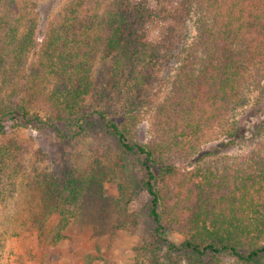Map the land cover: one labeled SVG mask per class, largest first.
I'll return each instance as SVG.
<instances>
[{
	"label": "trees",
	"instance_id": "trees-1",
	"mask_svg": "<svg viewBox=\"0 0 264 264\" xmlns=\"http://www.w3.org/2000/svg\"><path fill=\"white\" fill-rule=\"evenodd\" d=\"M160 1L69 0L40 41L35 10L0 0V204L27 171L26 148L4 139L8 129L104 131L117 140L114 156L96 157L81 178L37 179L46 220L68 221L62 184L74 200L90 193L107 208L103 186L114 182L124 210L146 195L152 231L136 248L142 262L264 264V117L248 130L237 116L264 99V0H180L157 40L147 26ZM97 58L110 61L124 92L115 116L87 105ZM146 117L151 137L142 142L131 129ZM212 134L218 142L203 149ZM237 145L243 152L226 154Z\"/></svg>",
	"mask_w": 264,
	"mask_h": 264
},
{
	"label": "rangeland",
	"instance_id": "rangeland-1",
	"mask_svg": "<svg viewBox=\"0 0 264 264\" xmlns=\"http://www.w3.org/2000/svg\"><path fill=\"white\" fill-rule=\"evenodd\" d=\"M68 1L25 0L37 14L40 41L46 31L45 24ZM97 1L104 3L107 0ZM153 3L156 5L155 1ZM179 3L180 0H161L157 4V16L147 26L153 38L159 40L166 27L172 24L169 12ZM189 27L193 33L191 22ZM92 74L93 87L87 99L88 107L90 110L107 109L115 116L126 101L124 92L114 84L110 61L97 58ZM153 89L154 86L146 88L137 97L138 101ZM237 116L251 130L264 117V99L260 106L239 110ZM131 131L133 138L148 141L151 137L150 118L146 117ZM73 134L72 137H62L47 129L17 128L8 129L4 135V139L13 138L26 148L24 158L27 171L24 170L17 177L16 191L7 203L0 204V264H146L136 250L152 231L150 221L144 215L146 195L143 193L124 210V201L115 187L116 183L105 182L103 187L107 198L103 197V200L111 206L107 207L110 208L108 210L102 200L95 199L90 193L74 200L73 192L62 184L64 196L59 201L69 215L67 223L64 225L65 221L59 213L49 220L43 217L39 204L41 191L36 189L40 175L54 173L59 179H64L69 177L68 173H72L81 178L96 157L107 161L104 155L114 156L117 152L116 138L104 131L92 129L90 133ZM217 142L212 134L202 148L206 149ZM241 152L243 148L237 145L227 150L226 154ZM119 198L120 211L113 202V199L118 201ZM36 217L44 220L43 223L38 219L34 221ZM134 218L138 219V225L132 223ZM58 230L63 236L53 242L51 238ZM170 238L177 244L183 240L182 234L176 230L171 232Z\"/></svg>",
	"mask_w": 264,
	"mask_h": 264
}]
</instances>
